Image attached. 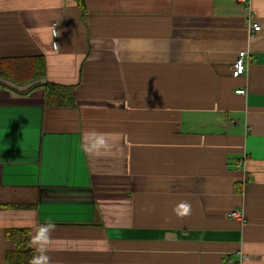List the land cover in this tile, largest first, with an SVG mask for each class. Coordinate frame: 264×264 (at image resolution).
<instances>
[{"label":"crops","instance_id":"obj_1","mask_svg":"<svg viewBox=\"0 0 264 264\" xmlns=\"http://www.w3.org/2000/svg\"><path fill=\"white\" fill-rule=\"evenodd\" d=\"M85 8L0 0V264L7 230L42 225L49 264H264V0ZM35 57L45 77L2 76ZM47 83L74 103L47 105Z\"/></svg>","mask_w":264,"mask_h":264},{"label":"trees","instance_id":"obj_2","mask_svg":"<svg viewBox=\"0 0 264 264\" xmlns=\"http://www.w3.org/2000/svg\"><path fill=\"white\" fill-rule=\"evenodd\" d=\"M77 2L85 15V0H77ZM25 61V58L3 60L1 62L3 67L2 76L19 82H27L46 76L43 58L35 57L30 58L29 62ZM74 101L73 87L54 83L46 84L47 105L61 108L72 105ZM5 237L14 244V248L6 255V262L8 264H30L33 257H35L31 231L27 229L7 230Z\"/></svg>","mask_w":264,"mask_h":264},{"label":"built area","instance_id":"obj_3","mask_svg":"<svg viewBox=\"0 0 264 264\" xmlns=\"http://www.w3.org/2000/svg\"><path fill=\"white\" fill-rule=\"evenodd\" d=\"M238 3H241V4H247L248 1L250 0H234ZM251 29L254 31V32H259L261 30V27L260 25L258 24H253ZM52 37H53V47L55 50L58 49L59 47V30H58V27L57 25H54L53 29H52ZM251 57L250 55L247 53V52H241L235 62V64L233 65V68H232V74L234 77H240V76H243L247 73L248 71V67H249V64L251 62ZM237 94L238 95H245L246 94V91L245 90H239L237 91ZM240 166H244V163L241 161L240 162ZM228 217L230 219H233V220H239V221H242V222H246L244 220V213L242 210H236V211H232L231 213H229ZM252 258L247 255V254H244L243 252H237L234 257L233 256H229L226 258V261L225 263L226 264H244L246 262H249L251 261Z\"/></svg>","mask_w":264,"mask_h":264},{"label":"clouds","instance_id":"obj_4","mask_svg":"<svg viewBox=\"0 0 264 264\" xmlns=\"http://www.w3.org/2000/svg\"><path fill=\"white\" fill-rule=\"evenodd\" d=\"M184 207L187 209L188 205H184ZM54 227V225H42L36 231V234L32 239V245L37 247L38 251H44V246L47 244L50 232L54 229ZM30 264H49V258L46 255L33 257Z\"/></svg>","mask_w":264,"mask_h":264},{"label":"rangeland","instance_id":"obj_5","mask_svg":"<svg viewBox=\"0 0 264 264\" xmlns=\"http://www.w3.org/2000/svg\"><path fill=\"white\" fill-rule=\"evenodd\" d=\"M53 38V37H52Z\"/></svg>","mask_w":264,"mask_h":264}]
</instances>
